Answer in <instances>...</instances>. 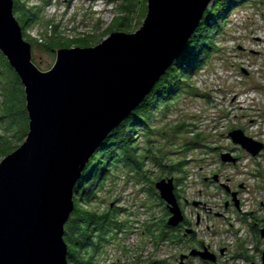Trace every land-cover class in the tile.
I'll return each instance as SVG.
<instances>
[{
    "label": "rangeland",
    "instance_id": "1",
    "mask_svg": "<svg viewBox=\"0 0 264 264\" xmlns=\"http://www.w3.org/2000/svg\"><path fill=\"white\" fill-rule=\"evenodd\" d=\"M23 1L40 11L38 22L26 27L23 33L32 45L33 62L43 72L55 66L59 49L91 48L112 33H127L118 28L119 24H124L119 11L124 0ZM147 11L148 0H139L130 33L142 27ZM57 37L64 39L60 40L63 47L48 46ZM215 47L213 60L193 77V94L181 97L168 115L159 111L151 125V134L141 126L137 128L136 143L141 159L146 155L144 151L152 146L156 153H164V165L168 168L188 162L189 178L184 179L177 190L181 192L182 208L190 223L186 228L195 230L194 238L160 246L156 243V236L170 214L168 217L165 202L150 194L151 183L156 184L158 178L182 179L185 175L170 176L169 172L146 160L148 183H138L134 173L119 171L116 178L105 181L104 189L92 204L99 212L110 207L121 209L119 220L130 226L119 233L116 242L106 247L100 264H176L182 255H188L202 243L215 251L227 249L225 264L261 263L264 239H259L249 224L264 220V152L253 157L234 144L229 134L242 130L246 136L264 143V0L235 7ZM10 88L18 99L20 112H27L22 81ZM1 93L0 112L4 105ZM0 134L13 136L14 132L6 134L0 122ZM28 134L29 126L20 136ZM198 136L200 140L196 139ZM11 141L20 144L14 137ZM194 142L201 144L199 148L185 151L187 145ZM2 153L0 148V163L11 154ZM223 153L240 160L235 165L225 164L221 160ZM215 176L219 177V182L214 180ZM225 188L240 193V210L231 204L226 208L228 202H234ZM155 192L159 194L156 188ZM194 201L204 206L195 208ZM247 218L248 223H243ZM150 226L152 229L148 230ZM190 262L206 264L194 259Z\"/></svg>",
    "mask_w": 264,
    "mask_h": 264
},
{
    "label": "water",
    "instance_id": "2",
    "mask_svg": "<svg viewBox=\"0 0 264 264\" xmlns=\"http://www.w3.org/2000/svg\"><path fill=\"white\" fill-rule=\"evenodd\" d=\"M214 2L148 0L138 31L112 33L91 48L59 49L55 66L43 72L33 62L14 0H0V51L25 87L29 115L26 140L0 163V264H69L65 227L91 159L185 52ZM229 137L253 157L264 150V143L242 130ZM221 160L238 162L230 153ZM155 188L170 214L167 226L177 228L186 216L175 179H161ZM225 189L239 209L237 193ZM194 233L185 229L186 236ZM192 257L217 263L205 248L192 249L178 264Z\"/></svg>",
    "mask_w": 264,
    "mask_h": 264
},
{
    "label": "trees",
    "instance_id": "3",
    "mask_svg": "<svg viewBox=\"0 0 264 264\" xmlns=\"http://www.w3.org/2000/svg\"><path fill=\"white\" fill-rule=\"evenodd\" d=\"M249 1L253 0H215L214 5L211 6L212 8L203 19L205 23L202 24V21L200 28L189 42L185 52L160 80L145 102L110 135L93 156L75 190V209L65 227L69 264H100V256L105 252L106 247L117 241L119 233L130 229L128 222L119 220V215L122 213L121 209L110 207L105 212H99L92 207L93 202L98 199L99 192L104 189L107 179L116 178L119 171H125L129 174L134 173L138 183L146 184L148 180L150 181L147 177L148 172L145 170L146 160L161 168L164 172H169L170 176L175 173L184 174L185 176L182 179L174 178L176 187H180L183 180L189 178V172L186 171L188 162H180L168 168L164 165V153L162 151L156 153L152 146L144 151L146 155L141 159L139 147L136 143L137 128L141 126L149 130L148 134H151V125L159 111L163 110V113L168 115L173 105L179 102L181 97L193 94L195 89L192 84L193 77L213 60L217 51L215 42L226 28L229 16L235 7ZM138 5L139 0L123 1L119 11L124 18V24L118 25L120 30L127 33L132 32L133 17L136 14ZM39 12L38 8L30 7L23 0H14V14L22 30L38 22ZM126 22H129V24ZM57 38L55 42H50L48 46L53 48L63 47L61 45L62 41H60L63 38ZM18 82L21 83L20 77L0 51V90L5 91L4 95L0 91L4 99V105L0 112V122L4 125L6 134L14 132L13 136H2L0 134V148L3 149L2 155L4 156L17 149L27 138L26 135L21 137L20 134L28 129L29 115L26 114L28 111L23 110V112H20L18 99L11 94L10 88L12 85L17 86ZM2 110H4L3 115ZM12 137L20 144L11 143ZM196 139L200 140L201 136ZM151 143L150 141L149 144ZM199 145H201L199 142L188 144L185 151L197 149ZM12 146H15L14 149ZM154 186L155 182H152L149 192L152 196L155 195L160 198L159 194L155 192ZM177 189L176 195L182 206V195L181 192L178 193ZM166 210L169 217V211ZM248 221V218L244 219L243 223L246 224ZM257 222L260 226H264V220ZM249 225L256 236L261 239L254 222ZM186 226H190L187 218L177 228L167 226V222L164 221L162 230L156 236V243L160 246L167 242L174 243L176 241L181 243L186 241L187 238H194L195 233L185 235ZM151 229L152 226L148 228V230ZM153 264H158V262Z\"/></svg>",
    "mask_w": 264,
    "mask_h": 264
},
{
    "label": "flooded vegetation",
    "instance_id": "4",
    "mask_svg": "<svg viewBox=\"0 0 264 264\" xmlns=\"http://www.w3.org/2000/svg\"><path fill=\"white\" fill-rule=\"evenodd\" d=\"M262 152H264V150L262 151ZM262 152L260 153V154H262ZM238 161L240 160L239 158H236ZM242 188H244V186H242ZM228 193V192H227ZM235 193H237V197L239 196V198H240V193L239 192H235ZM228 195L230 196L231 195V193H228ZM231 197V196H230ZM230 204L232 205V207L233 206H235V204L233 205L232 203H230V202H228L227 203V205H226V208L228 209L229 208V206H230ZM239 204H240V207H239V210L241 209V202H240V200H239ZM236 207V206H235ZM219 216V215H218ZM254 226H255V228H257L259 231V235H260V230L262 229V228H264V226H260L259 225V223L258 222H254ZM262 239V238H261ZM205 248H208L213 254H215L216 256H217V263L216 264H225L224 262H225V257H226V255H227V249H225V248H222V249H220L219 251H215V250H213L212 248H210V247H208V246H206V245H204L203 243L201 244V246H199V248H197L198 250H204ZM222 250H224V252L222 253ZM198 260V261H200V262H202V263H206V264H214V263H211V262H205V261H203V260H201L199 257H192V258H189L187 261H186V264H191V260ZM180 261H178L176 264H178ZM251 264H256V263H254V262H251ZM260 264H263V262L261 261V263Z\"/></svg>",
    "mask_w": 264,
    "mask_h": 264
}]
</instances>
